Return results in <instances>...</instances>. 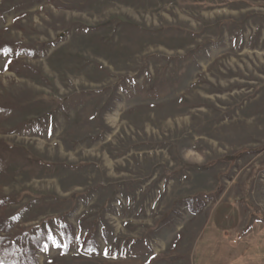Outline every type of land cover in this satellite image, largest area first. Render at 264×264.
Wrapping results in <instances>:
<instances>
[{
	"label": "rangeland",
	"instance_id": "1",
	"mask_svg": "<svg viewBox=\"0 0 264 264\" xmlns=\"http://www.w3.org/2000/svg\"><path fill=\"white\" fill-rule=\"evenodd\" d=\"M38 228L36 264H264V0H0V235Z\"/></svg>",
	"mask_w": 264,
	"mask_h": 264
},
{
	"label": "trees",
	"instance_id": "2",
	"mask_svg": "<svg viewBox=\"0 0 264 264\" xmlns=\"http://www.w3.org/2000/svg\"><path fill=\"white\" fill-rule=\"evenodd\" d=\"M4 223L11 224L8 221ZM5 231L6 228L3 229ZM61 237L65 244L72 241V235L64 231H61ZM48 244V236L41 228L11 237L0 235V264H36L35 252L43 250ZM90 244L95 248L93 241Z\"/></svg>",
	"mask_w": 264,
	"mask_h": 264
}]
</instances>
